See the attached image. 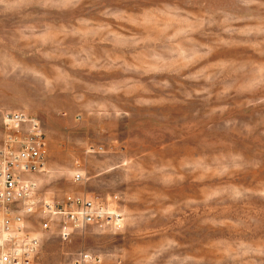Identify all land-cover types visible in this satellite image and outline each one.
Listing matches in <instances>:
<instances>
[{
    "label": "rangeland",
    "instance_id": "1",
    "mask_svg": "<svg viewBox=\"0 0 264 264\" xmlns=\"http://www.w3.org/2000/svg\"><path fill=\"white\" fill-rule=\"evenodd\" d=\"M15 111L43 196L124 219L36 264H264V0H0V145Z\"/></svg>",
    "mask_w": 264,
    "mask_h": 264
},
{
    "label": "built area",
    "instance_id": "2",
    "mask_svg": "<svg viewBox=\"0 0 264 264\" xmlns=\"http://www.w3.org/2000/svg\"><path fill=\"white\" fill-rule=\"evenodd\" d=\"M6 137L0 145V264H36L41 236L57 225L59 238L69 242L79 231L95 224L119 227L121 213L98 200L65 195L49 200L41 194L35 175L44 170L47 138L39 121L24 112L4 117ZM80 182L83 175L77 173ZM40 216V229L33 219ZM74 264H104L99 256L80 253Z\"/></svg>",
    "mask_w": 264,
    "mask_h": 264
},
{
    "label": "crops",
    "instance_id": "3",
    "mask_svg": "<svg viewBox=\"0 0 264 264\" xmlns=\"http://www.w3.org/2000/svg\"><path fill=\"white\" fill-rule=\"evenodd\" d=\"M56 232L57 233V235H58V237H59V233H58V230L57 229H55V230H53L52 232ZM52 232H50V233H46V234H43L42 236H41V242H42V246L47 242V240L51 237V233ZM41 250H42V248H41Z\"/></svg>",
    "mask_w": 264,
    "mask_h": 264
}]
</instances>
